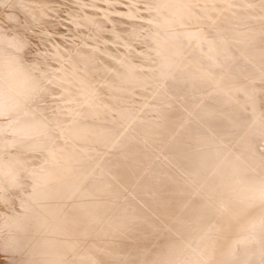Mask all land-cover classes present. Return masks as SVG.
Listing matches in <instances>:
<instances>
[{
    "label": "bare ground",
    "instance_id": "bare-ground-1",
    "mask_svg": "<svg viewBox=\"0 0 264 264\" xmlns=\"http://www.w3.org/2000/svg\"><path fill=\"white\" fill-rule=\"evenodd\" d=\"M65 1L0 0V264H264V0Z\"/></svg>",
    "mask_w": 264,
    "mask_h": 264
},
{
    "label": "rangeland",
    "instance_id": "rangeland-1",
    "mask_svg": "<svg viewBox=\"0 0 264 264\" xmlns=\"http://www.w3.org/2000/svg\"><path fill=\"white\" fill-rule=\"evenodd\" d=\"M62 1L65 2V3L67 2L65 0H62ZM62 1L60 0V2H62ZM53 20L57 21V18L55 17V18H53ZM148 91H150V89H148ZM42 97L45 98L44 96H42ZM42 97L40 96L38 98L43 99ZM134 98L133 99L136 100V101L137 100H141L138 95H136V97H134ZM134 100L133 101L132 100H127V102L130 101L129 104L126 102L128 104V106H129V109H130V110L129 109L128 110L131 111L134 115H139L141 118L144 119V116H141L139 114V110L141 109L142 104H139L138 102H136ZM106 102H108V101L106 100ZM134 102H135V104H134ZM70 104H72V103L70 102ZM154 116L157 117V118H154ZM145 118H146L145 120L142 119V121L144 123L145 122H152V123H155L156 122L155 124H160L162 122L161 119H160V116L158 114L156 115L154 113L147 114L145 116ZM157 150L158 151L160 150L159 152H161L162 147L161 146H158V149ZM46 151L47 150H45V152ZM42 152H44V151H42ZM39 154H40V152H39ZM92 160L94 161L92 163H94L95 165H97V163L100 161V158H99V156H96ZM154 161L155 162H154V164H151V167H156V168L155 169L154 168L151 169V171L150 170L147 171L148 181L151 184H157V183L160 182V180L162 178L166 177L165 176L166 175V171H165L164 166H163V164H164L163 163V160L161 158H157V159H154ZM117 162L111 161V162H108V165L111 164L112 166H114V165L117 166ZM152 172H153V174L155 176L152 174ZM149 177H151V178H149ZM133 204L134 203L129 204V206H127V209H129V211H131L132 213H134L135 212V209H136L135 204L134 205ZM24 205H25V209L27 211H29V213H31V216H33V219L35 220V222L37 221L36 224H35V226H36V229L37 230L40 228L41 237L43 239H45L48 243H51V245L52 244H55V243L57 244V241L58 240L57 239L56 240L54 239V231H55L54 230V223L57 222L58 219H57V217L55 215H53V213H51L49 206H47V203L46 202L45 203L43 202V204H42L41 201L38 200V197L35 196V194H32L31 192H27V198H26V200L24 202Z\"/></svg>",
    "mask_w": 264,
    "mask_h": 264
}]
</instances>
